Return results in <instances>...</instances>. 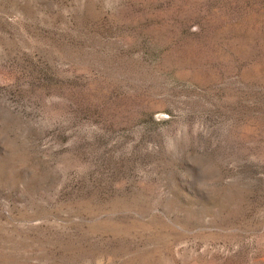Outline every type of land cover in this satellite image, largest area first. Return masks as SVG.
Here are the masks:
<instances>
[{"label": "rangeland", "instance_id": "1", "mask_svg": "<svg viewBox=\"0 0 264 264\" xmlns=\"http://www.w3.org/2000/svg\"><path fill=\"white\" fill-rule=\"evenodd\" d=\"M0 264H264V0H0Z\"/></svg>", "mask_w": 264, "mask_h": 264}]
</instances>
